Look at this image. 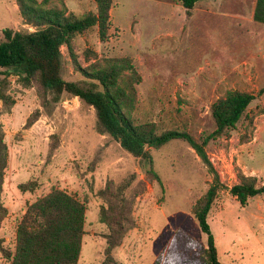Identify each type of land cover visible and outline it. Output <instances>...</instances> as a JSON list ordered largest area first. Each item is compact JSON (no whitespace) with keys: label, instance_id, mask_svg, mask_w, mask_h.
Masks as SVG:
<instances>
[{"label":"rangeland","instance_id":"obj_1","mask_svg":"<svg viewBox=\"0 0 264 264\" xmlns=\"http://www.w3.org/2000/svg\"><path fill=\"white\" fill-rule=\"evenodd\" d=\"M20 1L35 13L23 17ZM255 4L198 0L187 15L177 0H110L104 38L94 25L72 34L60 48L65 80H80L79 68L104 73L121 67L113 87L129 93L126 112L134 123H154L156 133L178 129L200 139L215 128L213 102L233 91L254 95L236 128L205 147L223 183L207 218L221 264H264V194L241 205L228 190L240 175L264 182V22L254 19ZM36 11L81 17L97 13V0H0V39L4 28L34 31ZM4 70L0 67V76ZM7 78L13 103L0 100L7 147L1 186L7 209L0 222L4 246L14 251L16 226L26 207L61 189L85 205L77 264H99L108 232L99 220L100 208L107 205L102 191L132 175L126 196L133 227L113 250L117 261L152 264L178 229L206 245L207 234L191 208L213 173L185 140L146 147L151 163L134 158L96 129L94 108L78 97L65 95L43 108L36 80L24 86L13 74ZM28 181L37 188L21 191L18 184ZM8 263L0 253V264Z\"/></svg>","mask_w":264,"mask_h":264},{"label":"trees","instance_id":"obj_2","mask_svg":"<svg viewBox=\"0 0 264 264\" xmlns=\"http://www.w3.org/2000/svg\"><path fill=\"white\" fill-rule=\"evenodd\" d=\"M177 1L190 15L198 0ZM19 4L23 17L35 13V9L28 5L26 7L23 1ZM109 8L110 0H97V13L81 17L36 11L38 27L34 31L4 28L0 39V67L5 69L3 76H0V100L7 105L13 103L7 94L9 74L17 76L24 86L36 80L43 89V108L61 101L65 95L76 96L82 103L94 108L96 129L99 132L110 135L134 158L146 159L149 163L152 159L146 147H160L174 139L185 140L213 173L208 189L191 208L200 230L207 234V242L202 245L189 233L178 229L152 264H221L207 218L223 183L212 169L205 147L210 140L236 128L254 95L233 91L213 102L211 113L215 128L210 133H202L200 139L184 130L156 133L154 123H134L126 112L129 93L125 87H113L121 67L113 66L104 73H91L79 68L82 78L77 81L62 77L61 46L69 43L72 34L94 25L98 26L99 35L104 38ZM253 17L264 22V0H256ZM3 137L0 125V222L7 214L1 202V186L7 163V147ZM149 171L160 182L158 174L152 168ZM132 178L133 175L124 178L112 190L107 188L102 191L107 205L100 208L99 220L106 225L108 232L104 235L106 246L99 264H121L112 253L133 227L131 206L126 196ZM18 188L21 191H33L37 183H20ZM228 190L241 205H245L250 197L264 194V182L258 185L255 176L240 175L239 181ZM84 223V203L65 190L53 189L26 207L16 226L14 251L4 246V240L0 237V253L9 261L8 264H77Z\"/></svg>","mask_w":264,"mask_h":264}]
</instances>
